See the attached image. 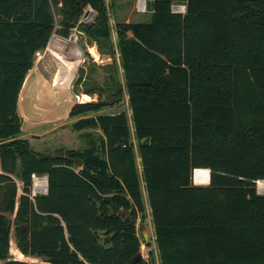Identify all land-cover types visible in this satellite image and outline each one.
I'll list each match as a JSON object with an SVG mask.
<instances>
[{"label": "trees", "instance_id": "16d2710c", "mask_svg": "<svg viewBox=\"0 0 264 264\" xmlns=\"http://www.w3.org/2000/svg\"><path fill=\"white\" fill-rule=\"evenodd\" d=\"M146 6L149 20L116 22L113 40L105 0H0V264H149L132 263L144 198L158 264H264V0ZM74 27L124 85H85L97 99L69 109L97 142L40 154L19 137V93L35 53ZM123 92L132 131L126 111L98 113ZM32 175L47 176L45 193L32 195ZM10 233L43 263L10 258Z\"/></svg>", "mask_w": 264, "mask_h": 264}, {"label": "rangeland", "instance_id": "374dc122", "mask_svg": "<svg viewBox=\"0 0 264 264\" xmlns=\"http://www.w3.org/2000/svg\"><path fill=\"white\" fill-rule=\"evenodd\" d=\"M105 1L109 8V24L113 35L116 22L149 20L150 13L148 11H140L139 0ZM146 1L148 2L149 0ZM88 9L86 8V10ZM83 15L80 19L81 21L90 22L92 20L89 16L84 19ZM55 17L57 20L59 19V16L56 14ZM52 37L54 38L51 40ZM70 37H73V39H70ZM90 46H94L95 51L98 53L97 58L91 54ZM51 47L68 51L70 55L77 57L79 60L73 77L66 86H56L53 84L59 66L57 65L58 61L50 51ZM38 53H35L33 66L26 74L17 102V111L22 117L20 137L28 140L29 146L33 151H40L45 155L53 154L50 151L60 146L82 150L90 144V140L97 142V138L101 134L100 130L97 131L96 128L87 129V131L74 130L70 124L72 120L68 118V111L73 103L83 102L82 94L86 93H82V91L85 85L97 84L105 87V90H109V88H112L110 75L115 77L121 85H124L121 69L118 66L117 71H114L112 57L109 54H100L95 42L90 40L77 27L71 29L67 38L52 33L46 47L38 51ZM117 55L116 52L115 62L118 65ZM85 73L86 80L84 81L82 77ZM76 95L80 96V99L76 98ZM89 95H91V99L87 101L95 100V94ZM106 97H108V94L106 91H103L101 98L107 99ZM119 111H126L128 113V124L132 131V118L125 92L122 93L120 103L106 107L98 113H114ZM91 114L96 115L97 113ZM37 135H40L39 138ZM143 202L145 205V218L143 221L139 218L135 220V228L141 241L139 251L149 264H158L150 209L146 198L143 199ZM144 234L147 235L146 240L143 239ZM9 257L43 263L42 258L20 255L15 247L12 233H10L9 239Z\"/></svg>", "mask_w": 264, "mask_h": 264}, {"label": "bare ground", "instance_id": "6f19581e", "mask_svg": "<svg viewBox=\"0 0 264 264\" xmlns=\"http://www.w3.org/2000/svg\"><path fill=\"white\" fill-rule=\"evenodd\" d=\"M50 51L55 57V59L58 61L57 65L59 66L53 80L54 85L66 86L72 79L74 70L78 65L79 60L77 57L70 55L68 51H57L56 53V49L52 47L50 48ZM83 100L84 97L82 96V101Z\"/></svg>", "mask_w": 264, "mask_h": 264}, {"label": "built area", "instance_id": "2783aa9c", "mask_svg": "<svg viewBox=\"0 0 264 264\" xmlns=\"http://www.w3.org/2000/svg\"><path fill=\"white\" fill-rule=\"evenodd\" d=\"M146 2V0L138 1L140 11H148ZM171 10L172 12L183 13L185 11V6L183 4H173L171 6ZM36 53L39 54L38 51ZM76 98L79 99V96L76 95ZM46 190V179L44 178V176L32 175V195H35L37 193H45ZM256 192L258 194H264V179H258L256 181Z\"/></svg>", "mask_w": 264, "mask_h": 264}, {"label": "crops", "instance_id": "0c3cea01", "mask_svg": "<svg viewBox=\"0 0 264 264\" xmlns=\"http://www.w3.org/2000/svg\"><path fill=\"white\" fill-rule=\"evenodd\" d=\"M87 8H89L90 9V7H87ZM86 10V9H85ZM91 10V9H90ZM94 12V11H93ZM115 35H113L112 34V38H115L114 37ZM54 37H52L51 38V40L53 39ZM50 40V41H51ZM53 48V47H52ZM90 48H94V46H90ZM89 48V49H90ZM56 49V53H57V51H60V52H63V50H59V49H57V48H55ZM94 50H95V48H94ZM96 52V51H95ZM91 54H93V53H91ZM96 54H97V57H98V53L96 52ZM94 56V55H93ZM97 57H95V58H97ZM53 84H54V82H53ZM59 86H61V85H59ZM96 95V94H95ZM82 96L84 97V100L83 101H87V100H90L91 99V95H89V94H82ZM18 99H19V97H18ZM95 100L97 99V95H96V97L94 98ZM18 105V104H17ZM69 112V111H68ZM115 113V112H114ZM21 117V116H20ZM22 118V117H21ZM68 118L70 119V120H72V121H70V124L75 120L74 118H70L69 116H68ZM96 130L98 131L99 129H97L96 128ZM87 131V130H86ZM20 133H21V131H20ZM39 136L40 135H37V137L39 138ZM19 137H20V134H19ZM20 138H22V137H20ZM133 138V137H132ZM133 141H134V139H133ZM60 147H62V146H60ZM59 147H57V148H54L52 151H50V152H53L54 153V150H56V149H58ZM37 153H40V154H43V153H41L40 151L39 152H37ZM45 155V154H44ZM49 155H51V154H49ZM136 164H137V169H138V171H140V169H141V167H140V164H139V160H138V158L136 159ZM124 214V213H123ZM24 257H25V255H24ZM18 260H20V259H18Z\"/></svg>", "mask_w": 264, "mask_h": 264}, {"label": "water", "instance_id": "95a60500", "mask_svg": "<svg viewBox=\"0 0 264 264\" xmlns=\"http://www.w3.org/2000/svg\"><path fill=\"white\" fill-rule=\"evenodd\" d=\"M84 19H86V17H91V18H93V16H94V12L92 11V10H90V9H88V10H86L85 11V13H84ZM70 39H73V37H70ZM44 178L46 179V187H47V176L46 175H44ZM143 239L144 240H146L147 239V235L146 234H144L143 235ZM142 257V255H141V253H140V251L135 255V257L132 259V263H134L136 260H138L139 258H141Z\"/></svg>", "mask_w": 264, "mask_h": 264}]
</instances>
